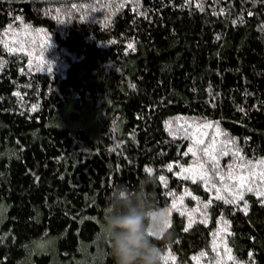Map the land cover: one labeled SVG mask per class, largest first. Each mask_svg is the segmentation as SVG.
Listing matches in <instances>:
<instances>
[{
  "label": "trees",
  "instance_id": "obj_1",
  "mask_svg": "<svg viewBox=\"0 0 264 264\" xmlns=\"http://www.w3.org/2000/svg\"><path fill=\"white\" fill-rule=\"evenodd\" d=\"M145 181L160 264H264V0H0V264H112Z\"/></svg>",
  "mask_w": 264,
  "mask_h": 264
},
{
  "label": "clouds",
  "instance_id": "obj_2",
  "mask_svg": "<svg viewBox=\"0 0 264 264\" xmlns=\"http://www.w3.org/2000/svg\"><path fill=\"white\" fill-rule=\"evenodd\" d=\"M145 181L135 188L116 185L106 198L98 243L106 245L112 264H160L157 241L170 238L168 212L155 202Z\"/></svg>",
  "mask_w": 264,
  "mask_h": 264
},
{
  "label": "snow or ice",
  "instance_id": "obj_3",
  "mask_svg": "<svg viewBox=\"0 0 264 264\" xmlns=\"http://www.w3.org/2000/svg\"><path fill=\"white\" fill-rule=\"evenodd\" d=\"M131 47V46H130ZM185 172L191 171L190 169H184ZM161 180L163 181V177H161Z\"/></svg>",
  "mask_w": 264,
  "mask_h": 264
}]
</instances>
